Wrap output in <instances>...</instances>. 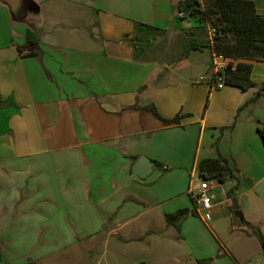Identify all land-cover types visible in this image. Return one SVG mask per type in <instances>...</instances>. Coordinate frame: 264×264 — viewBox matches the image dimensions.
<instances>
[{
  "label": "crops",
  "instance_id": "crops-1",
  "mask_svg": "<svg viewBox=\"0 0 264 264\" xmlns=\"http://www.w3.org/2000/svg\"><path fill=\"white\" fill-rule=\"evenodd\" d=\"M183 1L24 0L22 21L0 1V264H200L211 227L193 179L220 156L236 178L210 181L222 196L212 210L242 224L234 249L221 246L236 264H264L247 234L264 235V63L254 88L212 91V48L159 63L129 44L135 22L184 37L194 26L174 19ZM248 1L264 14V0ZM29 30L35 56L20 53ZM152 105L180 123L164 125ZM142 157L145 179L133 171ZM182 209L197 215L169 227Z\"/></svg>",
  "mask_w": 264,
  "mask_h": 264
},
{
  "label": "trees",
  "instance_id": "trees-1",
  "mask_svg": "<svg viewBox=\"0 0 264 264\" xmlns=\"http://www.w3.org/2000/svg\"><path fill=\"white\" fill-rule=\"evenodd\" d=\"M24 1V0H23ZM23 4V2H22ZM22 7V6H21ZM11 12L15 21H22L19 11ZM178 12L186 16L179 20L188 21L194 25L186 30L185 51L183 58L192 51L212 48L214 53L230 59L228 67L223 73L226 86L236 87L248 91L256 86L251 75L255 62L264 63V14L258 12L255 3L248 0H208L204 4L199 0H185L178 5ZM210 31H214L212 38ZM165 31L153 26L135 22L134 34L129 44L136 52H145ZM209 35V37H208ZM38 38L33 30L27 33V46L20 49L21 55L35 56L33 49ZM260 94L248 101L239 111L255 103ZM147 111L153 114L166 126L177 125L181 116L164 119L155 106H148ZM258 134L264 142V122L258 126ZM199 177L203 181H217L224 184L235 179V170L231 162L220 156L215 159L202 160L198 166ZM193 202L195 199L192 197ZM190 215H197L196 209L190 211L182 209L166 216L167 225L179 229V224ZM247 234L255 237L264 251V235L258 227L249 224ZM2 248L0 245V262ZM139 264H147L141 262ZM200 264H212L210 260L200 261Z\"/></svg>",
  "mask_w": 264,
  "mask_h": 264
},
{
  "label": "rangeland",
  "instance_id": "rangeland-1",
  "mask_svg": "<svg viewBox=\"0 0 264 264\" xmlns=\"http://www.w3.org/2000/svg\"><path fill=\"white\" fill-rule=\"evenodd\" d=\"M177 3L178 0H175V5H177ZM22 10L23 9L21 8L18 14L20 18H21L20 13L22 12ZM173 12H174V19L177 20V22H179L184 26H187V24H189L188 21H183L178 19V6H175ZM191 28L193 27H190V29ZM185 38H186L185 36L177 37L175 35L171 36L170 34H163L159 36L155 41L158 43H156L151 48L147 49L145 52H136V55L142 56L146 60L157 61L159 63L161 61L173 60L174 58L179 57L180 54L185 51ZM203 49L205 54L204 57L210 58V50L208 48H203ZM173 64H174L173 62H170L169 67H172ZM193 180L195 183L202 182L198 174L195 175ZM192 192L195 194L196 190H193ZM213 194L216 197V199L213 201V204L216 202H220L222 199V196L220 195V190L219 189L214 190ZM211 213H212L211 219L206 218L207 225L211 227L208 230L206 229L209 239L208 254L206 260L212 261V264H236V262L232 258V255L230 256L227 255V253H225L221 245H226V246L231 245V248L233 250L234 249L233 245L236 243V239L235 236L232 235V229L233 227L236 228L242 227V224L238 219L233 218V222L231 225V223L226 221V218H223L222 215L219 214L215 215L213 213V210L211 211ZM214 235L217 237V239L215 238ZM144 255L149 259H152L155 256L149 252L144 253ZM130 258L132 259V255L130 256ZM256 263H257L256 259L251 262V264H256ZM163 264H176V263H174L173 261H166ZM179 264H183V263H179Z\"/></svg>",
  "mask_w": 264,
  "mask_h": 264
},
{
  "label": "built area",
  "instance_id": "built-area-1",
  "mask_svg": "<svg viewBox=\"0 0 264 264\" xmlns=\"http://www.w3.org/2000/svg\"><path fill=\"white\" fill-rule=\"evenodd\" d=\"M200 3L204 4L208 0H199ZM186 14L184 12H178V18H184ZM214 31H210V37L212 38ZM230 59H227L223 56L217 55L214 53L212 61V76L205 80L209 85L212 91L222 90L226 87L223 73L228 67ZM195 202L200 205L202 210L203 220L206 222V218L211 219V211L213 209V201L216 199L213 194V187L210 181H202L199 187L196 190V193L193 194ZM205 216V217H204Z\"/></svg>",
  "mask_w": 264,
  "mask_h": 264
},
{
  "label": "water",
  "instance_id": "water-1",
  "mask_svg": "<svg viewBox=\"0 0 264 264\" xmlns=\"http://www.w3.org/2000/svg\"><path fill=\"white\" fill-rule=\"evenodd\" d=\"M4 4H6L11 12H17L21 6L23 5V0H0ZM152 168V163L147 157L140 158L133 167V171L136 176L140 177L141 179L147 178L150 174ZM240 219L241 215H240Z\"/></svg>",
  "mask_w": 264,
  "mask_h": 264
}]
</instances>
